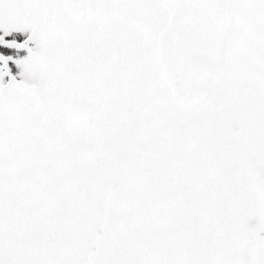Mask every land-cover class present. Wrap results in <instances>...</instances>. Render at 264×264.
Returning a JSON list of instances; mask_svg holds the SVG:
<instances>
[{
    "label": "snow or ice",
    "instance_id": "snow-or-ice-1",
    "mask_svg": "<svg viewBox=\"0 0 264 264\" xmlns=\"http://www.w3.org/2000/svg\"><path fill=\"white\" fill-rule=\"evenodd\" d=\"M0 264H264V0H0Z\"/></svg>",
    "mask_w": 264,
    "mask_h": 264
}]
</instances>
